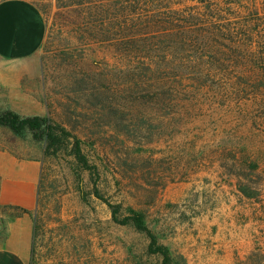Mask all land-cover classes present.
Returning a JSON list of instances; mask_svg holds the SVG:
<instances>
[{
	"label": "rangeland",
	"instance_id": "1",
	"mask_svg": "<svg viewBox=\"0 0 264 264\" xmlns=\"http://www.w3.org/2000/svg\"><path fill=\"white\" fill-rule=\"evenodd\" d=\"M28 1L46 35L24 82L25 116L64 128L97 168L79 171L65 152L47 158L43 142L19 137L14 148L29 142L42 161L29 264H161L95 190L122 217L141 213L173 264H264L235 248L217 262L215 238L228 210L264 206V0H90L89 11Z\"/></svg>",
	"mask_w": 264,
	"mask_h": 264
},
{
	"label": "crops",
	"instance_id": "2",
	"mask_svg": "<svg viewBox=\"0 0 264 264\" xmlns=\"http://www.w3.org/2000/svg\"><path fill=\"white\" fill-rule=\"evenodd\" d=\"M45 35V20L33 3L0 0V111L30 115L24 82L37 75L29 63L38 62L35 56ZM18 141L9 128L0 126V264H29L31 255L34 224L27 212L36 207L42 161L32 158L29 142L26 149L14 148ZM249 207H234L215 224V238L224 252L217 262L228 263L233 248L243 258L251 252L264 255V206L252 201ZM239 212L246 216L243 220L234 218ZM205 234L196 227L191 245L198 243V252Z\"/></svg>",
	"mask_w": 264,
	"mask_h": 264
},
{
	"label": "trees",
	"instance_id": "3",
	"mask_svg": "<svg viewBox=\"0 0 264 264\" xmlns=\"http://www.w3.org/2000/svg\"><path fill=\"white\" fill-rule=\"evenodd\" d=\"M76 3L85 11L90 10V0H77ZM128 12L123 17V21L125 28L130 29L136 23H133L135 16ZM246 53L248 54L249 51H246ZM249 55L252 56L251 53ZM0 126L9 128L18 137L28 133L33 141L43 142V153L47 158H57L65 152L67 156L71 157L79 171L97 174L96 166L89 163L83 152V143L64 128L53 124L47 117L21 116L10 110L0 111ZM94 195L110 209L111 221L114 224L131 226L147 237L149 241L147 246L148 254L158 255L161 258V264H173L168 249L159 244L157 237L145 226L141 213L132 210L130 215L122 217L119 205L109 203L97 190L94 191Z\"/></svg>",
	"mask_w": 264,
	"mask_h": 264
}]
</instances>
